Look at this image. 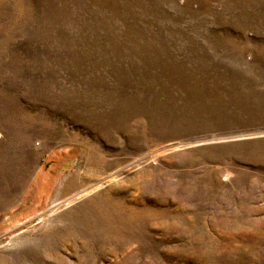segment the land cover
Instances as JSON below:
<instances>
[{
  "label": "rangeland",
  "instance_id": "1",
  "mask_svg": "<svg viewBox=\"0 0 264 264\" xmlns=\"http://www.w3.org/2000/svg\"><path fill=\"white\" fill-rule=\"evenodd\" d=\"M0 264H264V0H0Z\"/></svg>",
  "mask_w": 264,
  "mask_h": 264
}]
</instances>
